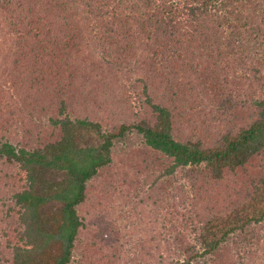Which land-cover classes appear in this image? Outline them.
<instances>
[{
  "label": "trees",
  "instance_id": "obj_1",
  "mask_svg": "<svg viewBox=\"0 0 264 264\" xmlns=\"http://www.w3.org/2000/svg\"><path fill=\"white\" fill-rule=\"evenodd\" d=\"M123 1L0 0V180L17 235L0 264H71L83 235L103 227L101 200L132 209L145 166L125 159L118 180L90 185L131 135L139 152L171 161L158 179L203 170L228 180L264 162V0H133L131 16ZM157 73L175 76L161 88ZM139 88L149 121L124 102ZM184 107L200 116L188 134L175 127ZM261 166L232 208L205 222L198 248L177 241L183 258L167 264H206L264 223ZM118 249L105 264H129Z\"/></svg>",
  "mask_w": 264,
  "mask_h": 264
},
{
  "label": "rangeland",
  "instance_id": "obj_2",
  "mask_svg": "<svg viewBox=\"0 0 264 264\" xmlns=\"http://www.w3.org/2000/svg\"><path fill=\"white\" fill-rule=\"evenodd\" d=\"M132 3L133 0H124L122 4V10L130 16L134 15L135 11L131 6ZM86 42V50L89 45L91 47L95 45L90 36L87 37ZM94 56H98V53L95 52ZM175 72L180 74L179 70ZM167 74L157 73L155 76V81L161 88L168 85L171 78L174 79V74L173 76ZM127 93L124 102L130 104L132 111L139 115V119L151 120L150 111L140 107L142 106L140 101L142 103L143 100L141 88ZM173 97V99L167 97L171 99L172 106L177 104L181 93ZM197 115L198 109L184 107L183 111L176 113V129L184 134L194 132L196 128L194 122L200 119ZM141 146V138L136 135H131L125 142L118 144L113 151L115 162L90 184L96 183L97 187L101 188L114 178L118 180V175L123 172L122 169L124 170L122 162L125 159L132 160L133 166L135 163L138 164V168L145 166L146 169V174L140 175L136 180L139 181L140 197L133 199L132 209H122L119 201L117 203L119 209L115 210L112 207V198L101 200L98 209L102 212L103 227L100 228V232L94 231L97 225L90 230L94 232L96 239L101 234L102 237L95 246L90 243L93 239L92 233L88 236L83 235V242L74 252L71 264H78L80 259L82 264L94 262L96 264V261L105 264L107 260L116 261L110 253L116 247L119 248L118 251L120 250L116 255L123 263L127 261L129 264H167L169 261L182 259L183 256L177 253L179 249L176 242L188 246L196 244L198 248L197 238L205 222L214 213L229 211L232 202H236L239 195H244L248 182L262 172L261 164H264L260 157L252 159L245 168L230 174L228 180L225 178L221 181L215 180L211 174L203 170L192 177L195 180L188 178L191 174L183 170H177L172 176L158 179L162 167L167 168L171 161L151 151L139 152ZM131 150L135 152L130 154ZM20 174L24 177V174ZM3 185L5 181L0 180V250L7 249L3 256L9 259V254L17 240L14 221H12L16 215L8 210V206L12 204L11 192L1 190ZM99 196L104 198L103 195ZM109 246H112L111 250L108 249ZM206 264H264V223L247 233L232 236L222 250L211 256Z\"/></svg>",
  "mask_w": 264,
  "mask_h": 264
}]
</instances>
